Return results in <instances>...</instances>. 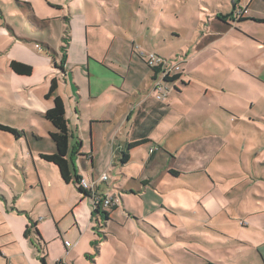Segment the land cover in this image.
I'll list each match as a JSON object with an SVG mask.
<instances>
[{"label": "rangeland", "instance_id": "obj_1", "mask_svg": "<svg viewBox=\"0 0 264 264\" xmlns=\"http://www.w3.org/2000/svg\"><path fill=\"white\" fill-rule=\"evenodd\" d=\"M87 1L89 0H0V9L10 16H15L21 25V17L25 18L26 15H30L26 3L34 5V11L40 18H48L49 27H44L43 33L46 39L54 40L57 48H55V53L50 54H52L55 64H58L56 66L60 69L63 68L62 73L66 74L64 65L56 61L57 54H59L60 61H63L69 42V34L66 31L73 13H85L87 16L91 14L92 10ZM233 1L115 0L120 6V10L113 9L112 12L120 26L128 30V35L136 42V48L140 47L139 51L144 54L156 52V47L164 49L166 43L163 38H167L166 42L168 43L170 33L179 36L173 40L174 43L167 45L172 56L162 55L169 59L176 57L177 54L179 56L183 50L188 49L186 42L193 34L196 25H198L196 33L199 34V27H203L210 16L216 15L214 10H218L217 6L222 11L231 12L233 6L237 4L233 13L235 16L240 8L248 5L250 11L248 18L253 15L264 17V0H235L234 3ZM132 11L137 16L129 18ZM107 17L111 19L112 15ZM103 19L102 17V23H104ZM29 20L34 27L39 25L33 18H29ZM131 23L134 29L132 33L129 30ZM249 27H251V33L258 38V42H253L254 45L257 46L259 42L264 43V24H253ZM155 33L158 34V37H155ZM219 38L215 36L212 40L218 41ZM231 39L236 38L231 36L225 42H217L214 47L211 45L208 49H204L198 58L187 59L186 63L181 64V68L182 70L186 69L185 72H187L190 69H195L193 62L200 61L199 69L203 74L213 77H217L215 75L232 77L235 80L244 81L246 86L230 82L229 85H223L226 88H231V91L223 92L216 87L218 91L214 93H218L220 96H214L212 92L207 96L209 98H204L197 93L198 85H192L184 92L185 100L173 105L179 116L175 117L172 122L167 118L164 120L165 126L166 124L169 126L175 124L174 132H178L180 135L184 133L188 138L181 139L173 148L168 147L172 148L169 152L172 155L177 152L173 158L168 156L169 158L157 160V165H155L157 177L153 179V183L161 189L174 184L186 186L184 189L178 188L175 192H170V190L166 194V201L177 204L181 207L180 210L164 208L156 212L160 216L159 218L154 217L153 214L145 216V202L141 194L137 191L130 192L131 187L143 188V183L140 181L142 176L152 180V174L148 176L150 168L144 171L140 158L144 153V158L147 159L148 151L139 148L134 155L136 162H133L131 170L123 172L128 177L120 183L122 189H118L116 192L121 209L118 213H113L112 219L109 221L107 231L109 232L108 242L110 245L107 249L103 248L99 264H141L149 261L154 255L161 256L165 260L170 259L169 255H176L183 259L187 256L185 253L171 250L172 245L179 248L199 245L200 248L212 252L211 254L216 257L225 256L227 249L232 253L237 246H245L246 251L242 254L231 256L230 264H264V258L261 256L262 251L257 250L259 238H264V212L249 220L244 219L242 215L246 204L264 211V199L256 197L257 195L264 196V180L258 179L264 175V91H262L264 88L261 83L252 78L240 79L242 73L235 71L237 62L244 59L242 55H245V59L250 60L256 66L258 62H264V54L259 53L260 49L250 47L249 42H245L243 36L233 42L240 45L239 42L243 41L247 45L228 48L227 45ZM120 43L121 39L116 40L114 47L119 48ZM123 43L129 47L132 46V43L126 39L123 40ZM141 44H146L149 47L148 51L144 50L145 47ZM203 45L205 44L203 43ZM46 54L49 53L46 51ZM133 55L134 57L130 59L127 54L122 62L127 78V88H130L133 80L137 78L143 68L148 72L151 71L136 51ZM228 65L235 72L225 69ZM68 70L71 81L75 76L76 81H82L79 73L73 72L71 69ZM87 75L88 72L85 69L82 77L86 78ZM221 80L223 79L221 78ZM229 107L233 109L231 110ZM240 107L248 108L251 115L241 113ZM229 110L230 113H228ZM68 116L73 120L79 118L71 111L68 112ZM76 121L78 120H75L73 124H76ZM83 126L84 130H89L88 125L83 124ZM14 128L19 131V137L11 132L0 130V233L11 231L9 235H3L0 239L13 238L16 241L11 245L17 246L21 235L23 240L25 239L26 224L31 226L33 219H37L39 221L38 228L50 246L51 256L46 258L47 263L56 264L55 251H62L63 247L61 241H55L53 236L60 235V229L65 234L64 238L74 243L78 235L74 211L81 210L84 213L86 206L77 201L73 182L66 185L54 164L40 159L37 154L34 158L35 165L31 163L33 158L27 153V132L30 136L35 133L44 138L42 143L38 142L35 145L36 148L43 150V146L47 147L46 139L49 140L47 125H40L39 129L28 127L27 131ZM77 134L80 132L77 131ZM160 134L162 132L157 131L154 137L159 138ZM82 136L84 138L85 134ZM211 136L218 138V141L213 145L210 144L213 141L209 138ZM189 138L192 140H188ZM198 138L202 140L199 146H206L204 151L198 147L188 146ZM156 140L158 141V139ZM21 144L28 158L22 156ZM182 154L191 155L194 161L175 158ZM166 160L167 163H164ZM175 163L186 167L184 176L172 178L167 175L164 168ZM100 164L99 161L95 164L96 171L100 169ZM90 167L91 162H88L89 170ZM150 167L152 169V165ZM201 167L203 168L201 170L207 172V174L204 173V179L199 173ZM118 173L117 168L110 165L104 173L97 174L95 182L101 189H104L107 185L116 183L121 177L124 179ZM104 174L109 177L106 183L101 180ZM208 174L211 175L214 182ZM38 176L44 180L45 184H48L49 179L54 178L59 183L58 186L55 184L47 191L46 198L38 185ZM201 185L204 187L201 188ZM33 186L34 188H32ZM127 190L129 191L127 192ZM49 208L53 211L56 220L46 219ZM129 210H134L138 216H144L141 220L161 231L160 234H156V237L150 235L149 232L152 233L153 230L143 223V228L140 227L134 217H128ZM55 223H58L57 227L59 228L55 227ZM160 223L162 227H160ZM228 237L232 238L231 243L221 242L220 239L225 240ZM240 239H249L256 243L242 244L239 242ZM24 241L30 248L36 246L33 233H30L28 239ZM152 243L158 250V254L155 253ZM34 249L40 257L43 256L36 247ZM135 254L139 255V260ZM202 259L203 264H208L205 258L202 257ZM195 260L196 264L201 263L198 258Z\"/></svg>", "mask_w": 264, "mask_h": 264}, {"label": "crops", "instance_id": "obj_2", "mask_svg": "<svg viewBox=\"0 0 264 264\" xmlns=\"http://www.w3.org/2000/svg\"><path fill=\"white\" fill-rule=\"evenodd\" d=\"M87 3L92 10L89 16L85 13H73L71 19H69V27L66 31V33L69 34V44L63 61H60L58 58L59 54H57L56 61L64 65L66 74L62 73L63 68L60 69L56 66L58 64H55L53 56L50 54L55 53V48H57L54 40H52V38L46 39L43 33L44 27H49L48 18H40L34 11V5L26 3L30 10V15H26L25 18L21 17V25V23L15 19V16H10L0 9V123L10 125L11 127L14 126L18 129H26L25 131H27L28 127L39 129L40 125H47L49 140L46 139L47 147L45 148V146H43V150L36 148L35 145L38 142L42 143L44 138L35 133L30 136L27 132L26 135L28 145L27 153L31 155L33 159L30 161L35 165L34 158L36 154L39 155L40 159L44 160L41 154H52L56 152V146L50 137V132L54 130V127L45 119L44 113L53 107L54 98L59 96L65 105L66 118L70 130V151L68 158L75 174L88 180H95L98 173H104L109 169V166L112 165L117 168L119 176L124 177V179L122 177L118 179L113 185H107L104 189L99 187L96 190L100 194L109 192L116 201L115 207L109 210L107 217H104L101 212H95L93 194L91 193L92 196L81 194L77 184L72 181L75 186L77 201L83 205L85 204L86 212L83 213L81 210H79V212L78 210L74 211L75 225L78 228V235L74 243L64 238L65 234H63L60 229V235L53 236L55 241H61L63 247L62 251H55L54 259H61L64 261V264H99L102 259L103 248L107 249L110 245L108 242L109 232L107 231L109 221L112 219V214L118 213L119 209H121L116 192L118 189H122L120 183L125 181L128 177L123 172L128 169L131 170L133 162H136L134 155L139 148L148 151L147 159L144 158V153L141 154L140 158L144 171L150 168L148 176L152 174V180L143 178L146 176H142L140 181L143 183V188L131 187L130 192L133 193L137 191L141 194L145 202V216L153 214L154 217L159 218L160 216L157 215L156 212L164 208L179 211L181 207L166 201V194L170 190V192H175L178 188L184 189L186 186L174 184L168 188L164 187L161 189L160 187H156L153 183V179L157 177V168H155L157 160L159 158H169L168 156L173 158L177 152L172 155L169 153L171 149L181 139L188 138L184 133L180 135V133L174 132L173 129L175 124L172 126L166 124L165 126V118L172 122L175 117L179 116V113L173 108V105L179 104V101L182 102L185 100L184 92L187 91V88L192 87V85H198V89H196L197 93L204 98H209L207 97L209 94L218 91L216 87L220 88L223 92H227V90L231 91V88L229 89L224 86L229 85L230 82L243 85L244 87L246 86L244 81H238L232 77H219V75L213 77L203 74L199 69L201 63L198 61L193 62L195 69H190L187 72H185L186 69H183L180 78L176 82L167 83V86H172V89L163 100L157 99L155 95L154 80L158 75L156 76V71L149 66L151 71L148 72L143 68L142 72L133 80V84L130 88H127V78L123 70L122 62L127 54H129L130 59H132L134 57V51H136L144 63L145 61L141 56L142 52L139 51L141 48H136V42L130 38L128 30L120 26V23L113 17V9L120 10V6L115 0H89ZM48 5L51 6L50 4ZM236 5H234L235 8ZM246 7H248V5ZM217 9L218 10H214L217 16H210L204 23L205 25L201 28L199 27V34L196 33V31H198V25H196L193 34L186 42L188 49L183 50L179 56L177 54L176 57L169 58V60L180 61L181 64H184L187 59L190 58L193 60L198 58V55L203 53L204 49H208L211 45L214 47L219 41L225 42L231 36L236 39H231L228 42V48L246 44L243 41L239 42L240 45L233 42V40H237V38L243 36L244 41L249 42L248 45L250 47L260 49L259 53L264 54V43L259 42L257 46L254 45L253 42H258V38L255 34L251 33V27H249V25L253 24H264L263 16L256 17L253 15V17L248 18L250 15L248 8V13L243 15L240 19L230 14L232 11H222L218 6ZM132 12L133 13L129 14V18L137 16L134 11ZM108 15H112V18L109 19L107 17ZM101 16L104 18V23H102ZM28 17L33 18L39 25L34 27V25L30 23ZM26 21H28L29 24ZM164 29L167 30V28ZM129 30L131 33L134 32L132 23L130 24ZM172 31L173 29L171 28V32ZM155 35V37H158V34L155 33ZM118 36H120V38H118ZM215 36L220 37L218 41L212 40ZM177 37L179 36L170 33L168 43H174L173 40ZM120 39L121 43L119 48L114 47V42ZM124 39L131 42L132 46L129 47L126 43H123ZM163 41L166 43L164 49L163 47L162 49L156 47V53L172 56L170 49L167 48V38H163ZM203 43L205 45H203ZM141 45L145 47L144 50L148 51L147 48L149 47H147L146 44ZM46 51L49 54H46ZM242 57L244 59L237 62L235 70L242 73L240 79L252 78L254 81L261 83V86L264 88V62H258L257 65L254 66L250 60L245 59V55H242ZM12 61H19L31 65L33 68L32 74L20 75L15 73L10 67ZM68 69L79 73L82 81H76V76L73 81H71L72 79L69 77L70 74ZM85 69H87L88 75L86 78H83L82 75ZM225 69L234 71L230 65ZM53 78L57 80L58 87L55 94L47 98L46 94L49 91ZM221 78L223 80H221ZM262 91H264V89ZM152 92L155 96L152 95ZM214 96H220V94L214 93ZM229 108L231 110L233 109L232 107ZM69 111L73 112V115L79 117L75 119L78 120L76 124H73L75 121L73 118H69ZM239 111L245 115H251L246 107H240ZM230 112L229 110L228 113ZM83 124L89 126L88 131L84 130ZM72 127L74 128L71 129ZM77 131L80 132V134H77ZM157 131L162 132V134L158 136L159 138L154 137ZM83 134H85V139L82 136ZM144 138L150 141L130 150V160L125 164H121L119 161L120 153L126 150L127 143ZM209 138L213 139L212 143H210L211 145L218 141V138L215 136ZM33 139H35V141H33ZM156 139H158V141ZM188 140H192V138ZM201 141L202 140L198 138L194 142L189 143L188 146L198 147V149L204 151L206 146H199ZM153 147H157L158 149L151 152L150 150ZM168 147L172 148L169 149ZM21 148L22 156L25 157L27 154H25L22 144ZM26 158H28V156H26ZM175 158H182L185 161H194L189 154H182ZM97 161L101 163L98 171H96L95 167ZM88 162H91L90 170L88 169ZM164 163H167V160L164 161ZM150 165H152V169ZM56 168L58 169L57 166ZM184 169H186V167L179 163L164 168L167 175L172 178L184 176L186 173ZM201 169L203 168L201 167L199 170ZM58 172L60 174L59 169ZM199 173H201L203 179L205 178L204 173L207 174L204 170L199 171ZM208 175L212 179V182H214L211 175ZM38 178V185L45 198L47 191L53 188V185H59L55 178L52 180L49 179L48 184H45L44 180L39 176ZM258 179L264 180V175ZM64 183L68 185L71 182ZM202 187H204V185H201V188ZM32 188H34V186ZM128 191L129 190H127V192ZM256 197L264 199V196L257 195ZM47 212L46 219L56 220L50 208ZM128 212V217H134L140 227H142L143 223L153 230L152 233L149 232L150 235L156 237V234H160L161 231L141 220L144 216H138L134 210H129ZM263 212L264 211L260 209L246 204V208L242 212V215L244 219L249 220L251 217ZM165 218L167 219L166 216ZM38 222L37 219H33V225L31 226L25 222L24 240H27L29 234L33 233V238L36 242V246H34L43 256L40 257V255L37 254L34 246V248H30L27 243H24L25 241L21 235L17 246L11 245L16 241L13 238L7 240L0 239V264H48L46 258L50 255V246H48L49 243L44 239V235L42 236L43 233L38 228ZM57 226H59L58 223H55V227L59 228ZM160 227H162L161 223ZM35 228L39 230L40 234L42 233V241L37 239ZM27 229L28 233L26 234ZM10 233V230L2 234L0 233V238ZM220 240L222 243H231L232 238L228 237V239ZM65 241H70L71 246L66 247ZM239 242L242 244L256 243L249 239H240ZM257 245V250L262 251L261 256L264 258V238H259V243H257ZM153 247L155 253L158 254L156 247L154 245ZM94 250L97 252L95 253ZM171 250L185 253L187 256L183 259L178 258L176 255H169L170 259L165 260L161 256L157 255L156 257L154 255L149 261L141 264H196L195 258L201 260L200 264H203L202 257L206 259L208 264L209 262L213 264H228L231 261V256L242 254L246 251V247L237 246L236 250L232 253L227 249L225 253L226 259L224 255L220 257L212 255V252L203 250L199 245L196 247L192 245L185 247L181 246L180 248L172 245ZM135 256L138 260L140 259L138 254H135Z\"/></svg>", "mask_w": 264, "mask_h": 264}, {"label": "trees", "instance_id": "obj_3", "mask_svg": "<svg viewBox=\"0 0 264 264\" xmlns=\"http://www.w3.org/2000/svg\"><path fill=\"white\" fill-rule=\"evenodd\" d=\"M236 5V4H235ZM242 17H240L241 19ZM69 37V36H68ZM69 44V42H68ZM66 48V47H65ZM11 69L20 75H31L33 68L31 65L19 62V61H12L10 64ZM180 75H177L171 79H167V81H175L180 78ZM58 87V82L55 78L52 79L51 85L49 88L48 93L46 94L47 98L52 97ZM44 117L46 120H48L54 127V130L50 132V137L53 140L55 146H56V152L52 154H41V157L54 165H56L60 171V175L64 182L70 183L74 181L77 184V187L81 194L86 196H92L90 191L84 190L78 185V181L81 179L80 176H77L72 168V164L68 158V154L70 151L69 146V139H70V130L68 126V121L66 118V110L63 100L57 96L54 98V105L52 108L47 110L44 113ZM0 130L2 131H8L13 133L16 137H19V131L9 125H5L0 123ZM149 139H139L133 142H129L126 145V150L121 151L120 153V163L125 164L130 160L129 151L137 148L138 146L145 144L149 142ZM96 205V204H95ZM115 206L112 207V209ZM96 213H100L104 215V217L108 216L109 211H102L99 207L95 208ZM35 232L37 235L38 240H43L39 230L35 228ZM28 233V229L26 230V234ZM209 264H213L212 262H209Z\"/></svg>", "mask_w": 264, "mask_h": 264}, {"label": "built area", "instance_id": "obj_4", "mask_svg": "<svg viewBox=\"0 0 264 264\" xmlns=\"http://www.w3.org/2000/svg\"><path fill=\"white\" fill-rule=\"evenodd\" d=\"M248 13V7L240 8L239 11L235 13V17L240 18L243 15ZM141 56L145 60L146 64L156 71V78L154 80V92L159 100H163L166 98L171 87L167 86V83L176 82L175 81H167V79H171L179 74H181V62L180 61H172L169 60L162 55L156 52H150L147 54L141 53ZM158 149L157 147L151 148V152ZM102 181L108 180V175L104 174L101 178ZM78 185L83 188L84 190L90 191L93 194L95 200V206L99 207L102 211H109L112 209L114 205H116V201L114 197L109 193L105 192L103 194L98 193L96 190L99 188L95 180H88L84 177L78 181ZM66 247H70V241H65ZM56 264H64L63 260L57 259Z\"/></svg>", "mask_w": 264, "mask_h": 264}, {"label": "water", "instance_id": "obj_5", "mask_svg": "<svg viewBox=\"0 0 264 264\" xmlns=\"http://www.w3.org/2000/svg\"><path fill=\"white\" fill-rule=\"evenodd\" d=\"M233 10H235V6H233ZM234 13V11H232L230 14H233ZM95 208H96V206H95Z\"/></svg>", "mask_w": 264, "mask_h": 264}]
</instances>
